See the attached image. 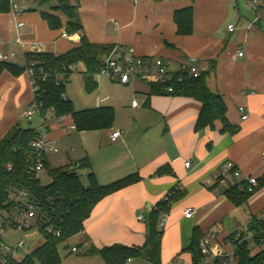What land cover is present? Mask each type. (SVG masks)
Wrapping results in <instances>:
<instances>
[{"label":"crops","instance_id":"crops-1","mask_svg":"<svg viewBox=\"0 0 264 264\" xmlns=\"http://www.w3.org/2000/svg\"><path fill=\"white\" fill-rule=\"evenodd\" d=\"M241 4L245 5L244 0ZM40 6L44 5L39 0L32 1L29 9L16 17L10 8L7 11L0 9V53L16 52L25 57L32 51L34 37L44 40V52L57 55L79 45L77 39L68 38L71 34L62 36L67 17L51 6L36 13ZM189 7H193L195 12L194 31L181 35L177 32L174 13ZM240 7V0H80V19L92 42L112 44L139 56L162 57L173 70L191 56L203 58L209 88L222 94L227 104L228 119L239 127L235 133H223L221 122L217 121L214 128L196 131L202 107L200 101L181 95L152 94L146 105L150 93L146 81L132 79L130 83L123 84L127 85L126 102L130 100L133 108L144 106L156 114L158 120L145 119L141 123L136 120L144 131L137 142L131 127H125L123 135L112 140V132L118 130L112 127L103 138L99 162L92 164L88 149L81 145L77 150L71 147L66 151L67 159L62 165L87 158L102 185L135 172L142 177L139 182L105 197L96 205L85 221L84 231L78 234L83 238L81 245L89 248L88 253L91 247L102 248L116 243L144 245L147 216L142 215L143 220L139 219V214L137 227H133L128 224V211L140 209L148 215L156 203L176 186L185 192L187 198L178 205L184 206L181 216L192 223L189 236L176 243L175 252L181 249L176 256L189 253L181 251L190 244L195 226L204 232L205 237L215 236L220 240L245 229L251 216L263 209L264 187L249 199L250 216L242 224L234 214V207L223 208L221 205L227 199L224 191L229 185L215 179L227 161H233L240 170L236 183L249 176L261 178L264 175V13L262 19L254 23L252 12L244 15ZM42 12L59 16L63 28L51 29L42 18ZM233 14H236V25L228 23L225 30L226 22ZM20 22L24 24L18 26ZM231 24L235 26L233 31L229 30ZM240 50L244 51L241 57L238 56ZM76 66L80 67L81 73L85 70L82 63ZM133 93L141 94L142 101ZM134 98L139 100L140 106L132 105ZM33 99L34 91L27 70L18 76L8 70L2 72L0 141L15 124H21V116H25L26 111L24 109L22 113L21 110ZM242 106L247 108V119H242ZM68 117L70 121L66 122L63 117L55 116L54 121L46 125L50 137L58 141L77 131L69 128L74 123L72 117ZM60 153L59 149L58 153L48 156L50 166L51 159ZM186 160H190V166L185 165ZM165 164L171 167L172 173L156 175V171ZM177 208L168 215L166 226L169 231L175 229L176 213H180ZM188 208L194 209L193 217L185 216ZM136 261V264H148L144 258L131 259L128 264Z\"/></svg>","mask_w":264,"mask_h":264},{"label":"trees","instance_id":"trees-1","mask_svg":"<svg viewBox=\"0 0 264 264\" xmlns=\"http://www.w3.org/2000/svg\"><path fill=\"white\" fill-rule=\"evenodd\" d=\"M40 4L53 3V8L67 17L66 31L75 36L79 45L62 54L33 53L25 54L24 64L9 61H0V76L4 70L14 75H20L34 63L38 89L34 98L41 103V116L45 120L50 110L58 118L71 116L77 131L96 129H111L115 120V110L112 106H101L93 109L77 110L70 98L66 96V82L73 72L72 65L82 63L85 70L86 87L92 91L98 88L96 76L102 66V59L115 48L108 43H95L88 38L80 19V0H39ZM10 8L6 0H0V9L7 11ZM42 18L53 29H61L64 24L59 16L42 12ZM195 12L193 7L184 8L174 13L177 32L189 35L194 31ZM38 54V59L32 56ZM207 71L198 77H186L182 81L174 77L166 83L147 82L150 86L148 100L152 94L181 95L195 98L202 104L198 115L195 130L202 131L214 128L217 121L221 122L223 133H235L238 126L232 124L227 117V104L222 94L213 92L207 84ZM63 76L65 78H63ZM172 86L173 90L165 89ZM39 131L33 127H23L15 124L0 141V212L14 210L15 202L9 198L13 190H28L32 199L40 206L41 212L61 236L53 233H43L45 243L28 253L22 260H11L8 264H60L59 245L73 236L84 231L85 221L91 216L96 205L105 197L139 182L142 177L139 173H131L112 183L102 185L98 182L88 159L78 161V166L72 163L51 167L46 162L51 181L43 184L40 177L28 172L29 158L32 154L31 143L38 136ZM76 163V164H77ZM89 170L88 182L84 183L79 171ZM172 173L168 164L161 166L156 175ZM221 179L218 180V182ZM218 184V183H217ZM264 187V175L258 178L254 191L248 190V183L242 181L230 186L224 191L226 197L236 206L247 204L249 199ZM185 196L180 187H174L167 194V198L158 201L149 212L147 221V238L142 246H129L116 243L102 248H90L89 253L98 254L105 264H128L129 260L144 258L148 264H163L162 248L164 228L159 223L163 214L170 213L175 202ZM251 229L258 227L256 215L251 216L249 222ZM43 225L40 226L43 230ZM205 238L204 232L197 226L192 230L191 242L182 251L191 254L192 264H204L205 255L202 253L201 242ZM227 238V237H226ZM237 262L235 264H264V248L252 254L250 245L245 241L238 246ZM0 264H4L0 262ZM212 264H220L217 258Z\"/></svg>","mask_w":264,"mask_h":264},{"label":"built area","instance_id":"built-area-1","mask_svg":"<svg viewBox=\"0 0 264 264\" xmlns=\"http://www.w3.org/2000/svg\"><path fill=\"white\" fill-rule=\"evenodd\" d=\"M9 3L11 12L16 16L29 9V3L36 0H6ZM252 7L256 12V16L253 22H258L262 19V13L264 12V0H249ZM24 23L20 22L18 26H22ZM234 25H229V30L233 31ZM62 36L68 37L69 33L65 30ZM33 53L44 52V44L39 42H32ZM244 55V51L240 50L238 56ZM0 61H9L17 64L20 63V57L16 52L0 53ZM25 62V57H24ZM34 63H31L27 68L29 73L31 84L33 87L34 95L38 89L35 71L33 69ZM76 65L70 66L72 70ZM205 71L204 59L197 56L189 57L187 62L182 63L178 69L173 70L169 67V64L162 57H144L135 54L133 51H125L121 48L115 47L112 52L102 59V66L99 74H103L109 77L112 81H117L122 84H128L132 79H140L146 82L154 83H166L172 81L175 76L179 81H182L186 77H198ZM167 92L173 90L172 86H168L165 89ZM134 107L140 106V102L137 98L132 101ZM29 108L25 111V117L32 121L36 113L41 114L42 105L37 99H33L29 103ZM49 112L54 113L53 110ZM242 119H247L249 114L247 108L240 107ZM44 120V119H42ZM43 130L39 132L38 136L32 141L31 149L32 154L29 158L28 172L35 176L40 177L41 172L45 170L47 158L52 153H58L59 147L57 141L49 136V130L42 121ZM70 129H76L75 124L69 127ZM123 135L122 130H115L111 134L112 140ZM264 155V151H263ZM77 162L72 163V167L78 166ZM186 166H190V161H185ZM240 170L233 161H227L224 163L222 172L215 175V179H221L222 182L227 183L230 186L236 184V179L240 176ZM248 183V190L254 191V188L258 184V178L256 176H249L246 180ZM210 183V181H208ZM9 198L15 202L14 210H3L0 212V237L6 232L8 227L17 231L19 235L26 234L33 226V222L36 221L39 226H44L43 233H53L56 237L61 236V232L50 223L49 219L44 216L40 210L39 204L36 200L32 199L28 190L20 189L10 192ZM167 198V196H166ZM195 211L192 208L185 210L186 217H193ZM139 219H144L142 215ZM168 219V214H163L159 223L160 228H165ZM258 221V227L251 229L247 226L245 229L237 230L227 238L217 240L215 236L212 238L205 237L201 242L202 253L205 255L204 264H212L215 259L220 260V264H235L237 262L238 246L243 242H247L251 249L252 254L260 251L264 248V207L256 215ZM0 244L3 249L0 251V262L8 264L11 260H22L28 253L23 254L20 249L26 244L23 238H18L14 245L6 244L1 241ZM258 249V250H257ZM72 251H77L76 247H73Z\"/></svg>","mask_w":264,"mask_h":264},{"label":"rangeland","instance_id":"rangeland-1","mask_svg":"<svg viewBox=\"0 0 264 264\" xmlns=\"http://www.w3.org/2000/svg\"><path fill=\"white\" fill-rule=\"evenodd\" d=\"M245 5L241 4L240 0V12L244 15H248V13L253 14V17L256 16V12L254 8L252 7L249 0H244ZM48 4V5H47ZM44 6H40L36 13H40V11L48 10L51 6V9L55 10L53 8V3H45L41 4ZM235 6H237L235 4ZM234 8V4H233ZM58 11V10H56ZM60 12V11H59ZM264 13V12H263ZM262 22V21H261ZM228 23H232L236 25V14L234 16L231 15L230 18H228L225 30H227ZM264 26V23H263ZM228 33V32H227ZM70 40H76L75 36H69ZM63 39V38H62ZM34 42L42 43L44 40L40 39V37H34ZM48 50H51V47L48 48ZM43 53V52H42ZM48 53V52H45ZM39 54V53H38ZM38 54H33V59H38ZM20 56V63L24 64V57L23 55ZM63 78H65L63 76ZM96 79L98 80V88L95 90H88L86 87V81L85 76L83 73L80 72V67L76 66L73 70V72L69 76V81L66 82V95L72 100L74 107L77 110L82 109H93L100 106H112L115 110V120L113 127L118 128L119 130H123L125 127L132 128L134 130V140L136 142L138 141V138H141V135L144 134V131L142 129V126H140V123L147 119L148 121H157L158 116L156 114H153L151 110L146 109L144 106H140L138 108H133L131 106V101L126 102V95L127 91L125 90V87L127 85H123L122 83H119L117 81H112L109 77L98 74L96 76ZM139 100L142 101V95L141 94H135ZM133 96V97H134ZM132 97V98H133ZM131 98V100H132ZM116 104V105H114ZM27 105L24 107L21 112L23 113L25 110H27L29 107ZM25 109V110H24ZM49 117H46L45 120H42V116L40 113H36L33 119V123H29L30 120H28L25 116H21V125L23 127H33L36 128L37 131H42V121L45 125L50 124L51 121H54L55 114L52 112H49L47 114ZM64 121L69 122V117L65 116L63 117ZM136 120H139L140 123H137ZM121 125L122 127H119ZM110 129H96V130H89V131H75L71 135H69L67 138H59L58 139V147L61 150V153L57 156L51 159V167H59L62 166L67 159L66 151L69 150L71 147L80 148L81 145H84L86 149H88L92 164L93 162H99L100 158L102 156V150H103V138L106 135V133ZM52 133V132H51ZM187 161V160H186ZM190 161V160H188ZM88 172L89 170H82L79 171L81 175V179L84 183L88 180ZM40 179L43 184H48L51 181V177L49 175V172L47 169H45L40 174ZM186 195L179 199L177 202H175L172 206V209L170 213L173 211V208H177L181 202L185 201ZM260 204V203H258ZM222 207H228L230 209H234V214L241 220V223L244 224L246 218L250 216V210L247 207V204L242 205H234L228 198L221 204ZM258 206V205H256ZM184 206L178 207V211L180 210V213H176V225L175 229H172L169 231L167 226L164 228L165 234H164V241H163V251H162V262L163 264H191L190 263V254L184 253L181 256H176L179 251L175 252V246L178 240L182 239L183 237H188L191 233V224L189 220L184 218V216H181V210ZM254 209V207H251ZM141 214L143 216H148L144 210H129L127 214L128 224L137 227L136 222L137 216ZM182 217V218H181ZM147 225V223H145ZM242 228V226H240ZM1 241L5 242L9 245H14L18 238H23L26 242L25 246L20 249V252L23 254L25 253H31L34 249L40 247L45 243V237L43 232L41 231V228L39 224L34 221L32 228L26 233L19 235V233L15 230H13L11 227H8L6 232L2 234L0 237ZM82 235H76L68 239L66 242L59 245V254L61 257L60 264H105L103 259L98 255L94 253H88L87 250L89 249L86 245H81L82 241ZM73 247L77 248V251H72ZM3 249V246L0 244V251ZM258 250V249H257ZM163 254L165 255L166 259H163ZM140 259V258H136ZM129 263V264H136Z\"/></svg>","mask_w":264,"mask_h":264},{"label":"water","instance_id":"water-1","mask_svg":"<svg viewBox=\"0 0 264 264\" xmlns=\"http://www.w3.org/2000/svg\"><path fill=\"white\" fill-rule=\"evenodd\" d=\"M30 122V124L32 123V121H29Z\"/></svg>","mask_w":264,"mask_h":264}]
</instances>
